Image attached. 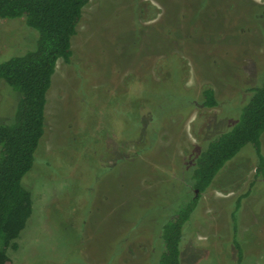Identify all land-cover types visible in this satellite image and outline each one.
<instances>
[{
	"label": "rangeland",
	"instance_id": "374dc122",
	"mask_svg": "<svg viewBox=\"0 0 264 264\" xmlns=\"http://www.w3.org/2000/svg\"><path fill=\"white\" fill-rule=\"evenodd\" d=\"M257 4L264 0H88L71 62L59 58L52 76L46 134L24 178L32 214L17 248H7L13 264H160L162 224L172 208L188 202L195 147L212 132L233 128L264 79V15ZM22 25L20 18H0V60L36 45L37 32ZM133 75L150 86L143 97L162 131L156 143L149 139L145 156L125 158L122 151L134 148L119 145L105 107L126 92ZM82 78L92 93L84 101L77 90ZM208 86L220 106L173 117L188 114L190 95ZM9 90L1 81L0 116L6 118L15 108ZM261 141L264 155V133ZM258 162L247 143L220 170L183 227L180 264H264ZM181 171L190 175L185 184ZM196 191L193 186L190 193Z\"/></svg>",
	"mask_w": 264,
	"mask_h": 264
},
{
	"label": "trees",
	"instance_id": "16d2710c",
	"mask_svg": "<svg viewBox=\"0 0 264 264\" xmlns=\"http://www.w3.org/2000/svg\"><path fill=\"white\" fill-rule=\"evenodd\" d=\"M87 2L88 0H0V18L9 20L20 18L23 27L38 34L34 48L13 54L5 61L0 60V82L4 81L8 85L12 90H9L10 96L15 99L14 113L13 108L11 110L13 116L11 118L0 116V264H13L7 248L10 246L17 248L15 240L32 214V195L24 185V178L33 168L37 158L36 152L46 134L48 93L57 61L62 58L68 63L71 62L72 38L78 31L83 19V8ZM256 6L263 12L261 18L264 15V5ZM165 57L166 53H163L159 61L160 68ZM179 67L180 65L176 63L172 66L174 72ZM182 67L185 72L181 80L186 81L187 66L183 63ZM162 70V78H165L164 68ZM145 80L137 75L128 78L125 84L126 92L119 95L120 98L115 99L116 102L112 105L105 107L113 135L120 140L119 145L124 149L131 146L134 148V151L127 149L122 151L125 158H132L134 154L145 156L151 145L149 139L151 142L155 140L156 143L162 131L158 128L159 116L148 108L149 101L143 97L150 89ZM80 82L84 83V87L79 83L77 90L84 101L92 94L91 88L84 78ZM163 86L162 90L165 93L169 92L170 89L166 85ZM194 91L190 95L188 114L179 116L175 113L173 117L185 120L196 107L220 106V99L213 87H205L200 93ZM95 92L98 94L96 96L98 100L99 93ZM109 93L117 94V90L110 89ZM164 111L165 107L162 104L161 112ZM164 119L167 120V117ZM154 125H157L155 130ZM263 133L264 79L260 86L253 89L250 102L244 106L233 128L222 133L214 131L207 139H203L201 147H195L198 151L194 153V166L186 188L190 195L184 197L188 202L172 208L162 224L161 242L158 246L161 250L160 264L181 263L180 242L185 223L189 221L201 198H204L205 192L214 187L220 170L247 143L253 145L261 158V163H257V169L262 173L260 182L264 193V155L261 149ZM110 154L114 158V154ZM186 165L187 162H183L184 168ZM175 170L178 172L177 168ZM179 175L183 178L181 179L183 184L190 176L186 171H181ZM256 181L257 179L252 181L251 187L240 194L238 207L252 194ZM190 182L192 184H189ZM193 186L197 191L191 194ZM260 197L264 200V195ZM232 211L231 220L237 224V207Z\"/></svg>",
	"mask_w": 264,
	"mask_h": 264
}]
</instances>
